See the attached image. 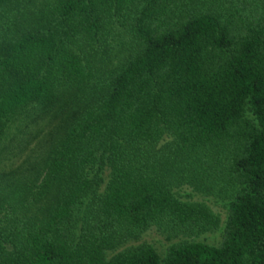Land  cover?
Segmentation results:
<instances>
[{
	"label": "trees",
	"instance_id": "1",
	"mask_svg": "<svg viewBox=\"0 0 264 264\" xmlns=\"http://www.w3.org/2000/svg\"><path fill=\"white\" fill-rule=\"evenodd\" d=\"M0 264H264V0H0Z\"/></svg>",
	"mask_w": 264,
	"mask_h": 264
},
{
	"label": "rangeland",
	"instance_id": "2",
	"mask_svg": "<svg viewBox=\"0 0 264 264\" xmlns=\"http://www.w3.org/2000/svg\"><path fill=\"white\" fill-rule=\"evenodd\" d=\"M10 138H13V143H16L15 141H19L20 139V136L18 135L14 127H12V129L10 130ZM15 150L16 148L12 150L9 149V152L14 154ZM5 163H7V161H5ZM207 204L211 207L214 213L220 216L221 221L225 219L226 212L222 207L214 204L211 200L207 201ZM202 239H204L208 243L217 244L220 239V233L215 231L213 233L207 234ZM141 241L153 244L160 252L163 250V246L166 244V241L164 240L163 236L157 233L155 229H151L146 232L142 236Z\"/></svg>",
	"mask_w": 264,
	"mask_h": 264
}]
</instances>
